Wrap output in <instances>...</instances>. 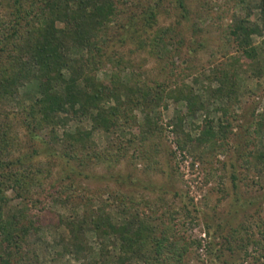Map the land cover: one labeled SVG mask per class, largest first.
Returning a JSON list of instances; mask_svg holds the SVG:
<instances>
[{
	"label": "rangeland",
	"instance_id": "rangeland-1",
	"mask_svg": "<svg viewBox=\"0 0 264 264\" xmlns=\"http://www.w3.org/2000/svg\"><path fill=\"white\" fill-rule=\"evenodd\" d=\"M37 1L0 0L5 26L1 42L17 31L27 36L26 20ZM120 1L118 16L104 33L106 45L95 55L97 80L106 84L119 74L124 84L141 81L169 89L187 85L207 111L184 120L177 133L178 116L187 109L168 100L151 113L160 131L151 135L144 129L148 139L131 145V130L123 120L110 132L93 128L95 111L84 117L62 114L56 127L32 126L30 112L42 98L35 79L25 80L13 95L0 90V181L7 198L3 214L10 217L25 210L23 223H33L25 247L28 256L11 249L9 264H118L119 241L101 237L92 228L82 234L84 252L75 255L66 248L73 251L70 223L100 210L116 225L135 227L131 216L116 208L122 195L141 216L175 229L174 239L187 248L181 264H264V163L253 158L264 154V134L255 130L264 114V33L252 38L258 53L252 61L230 32L236 19L259 22L258 1ZM42 4L39 0L37 8ZM10 39V46L6 40L0 44V69L10 66L12 52L20 54ZM64 53L78 65L90 58L71 43ZM69 75L64 73V78ZM53 84L56 92H64L61 82ZM221 84L225 93L231 86L235 92L216 99L213 94ZM114 104L105 102L103 107ZM225 109L231 124L226 138L182 148L186 135L199 137L206 119H222ZM133 114L138 124H145L142 108ZM78 129L91 133L95 146L72 158L64 136ZM9 176L17 182H10Z\"/></svg>",
	"mask_w": 264,
	"mask_h": 264
},
{
	"label": "trees",
	"instance_id": "trees-1",
	"mask_svg": "<svg viewBox=\"0 0 264 264\" xmlns=\"http://www.w3.org/2000/svg\"><path fill=\"white\" fill-rule=\"evenodd\" d=\"M257 1L259 22L254 24L249 19H236L230 31L243 56L252 61L258 55L252 38L262 37L264 33V0ZM40 2L43 3L42 7L37 8V3L35 6L32 5L30 15L27 17L25 25L27 36L20 34L19 31L10 33L12 37L5 36V45L10 46L7 39L11 38L13 50L20 54L14 56L12 52L10 66L0 69V90L3 94H15L16 89L25 80L38 81L42 98L30 112L32 126L56 127L62 122V114L84 117L95 111V115L91 117L93 128L110 132L117 129L119 121L123 120L129 125L132 135L127 144L135 145L139 138L142 142L148 139L147 131L151 135L160 131L158 122L153 120L151 113L162 105L166 106L168 100L182 103L187 109L186 114L178 116L180 125L175 124L177 133L179 129L181 131L180 126L184 120L200 111H207V105L201 97L187 85L169 89L163 85L149 86L141 81L124 84L119 74L113 75L111 81L106 84L97 80L94 75L98 64L95 55L100 54L106 45L104 33L118 16L120 0H40ZM2 27H5L4 22L0 20V29ZM4 41H0V44ZM70 43L88 52L90 58L86 63L78 65L66 58L64 51ZM66 72L70 73L67 79L64 78ZM56 82L64 85L63 93L54 90L53 83ZM225 90V86L221 84L220 89H216L213 95L216 99L222 100L235 92L232 86L228 93H225ZM110 101L115 104L109 108L103 107V103ZM135 108L143 109L145 124H138L133 114ZM227 115L225 109L222 119L217 121L206 119L200 136L191 139L190 135H186L188 140L184 141L182 148H187L194 142L200 146L213 145L218 136L226 138L231 129ZM259 119L255 124L256 133L264 134V114L260 115ZM90 134L80 129L74 134H65L64 141L67 143L69 157L77 158L79 154L82 155L94 148L95 144L90 141ZM253 158L264 163L263 153L258 152ZM14 178L15 176L11 177L10 182H17ZM4 190L6 185L4 181H0V249H4V252H0V264H9L6 257L11 249L17 251L20 257L28 256L25 247L33 223L27 226L23 223L27 218L25 210H19L10 217L4 216L3 205L7 202ZM116 208L119 214L131 216L135 227L129 224L116 225L109 213L100 210L95 215L84 216L70 223L73 251L69 248H66V251L71 254L74 252L75 255L84 252L86 243L82 234L92 228L91 230L101 237L114 236L119 241L122 253L118 257V264H130L133 261H143L146 264L182 263L187 248L184 245L180 246L174 239L175 229L172 226L161 227L157 223L160 219L141 216L139 209L129 205L124 195L119 198ZM161 223L165 225L164 222ZM103 241H100L101 244ZM104 249L103 242L100 251L102 257L107 255Z\"/></svg>",
	"mask_w": 264,
	"mask_h": 264
}]
</instances>
